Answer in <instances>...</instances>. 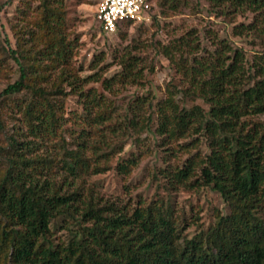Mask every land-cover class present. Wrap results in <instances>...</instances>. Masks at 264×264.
I'll list each match as a JSON object with an SVG mask.
<instances>
[{"label":"trees","instance_id":"16d2710c","mask_svg":"<svg viewBox=\"0 0 264 264\" xmlns=\"http://www.w3.org/2000/svg\"><path fill=\"white\" fill-rule=\"evenodd\" d=\"M170 1L173 10L181 3ZM209 2L215 14L250 11L252 21L234 25L232 32L264 42V0ZM39 7L38 31L31 33L35 45L18 42L12 49L18 77L0 92V263L264 264V124L253 119L264 113V55L246 66L243 49L225 39L197 55L200 44L191 30L160 44L179 84L169 82L154 104L146 96L131 99L123 124L140 133L151 131L155 119L152 132L173 156L196 149L201 136L209 152L160 168L167 195L131 206L119 197L86 192L85 176L107 169L100 159L111 153L102 150L111 144L100 132L115 110L103 92L85 85L101 82L110 92L139 79L142 70L129 56L110 78L80 77L72 65L75 41L64 34L62 0H42ZM69 93L82 104L70 125L63 100ZM196 99L207 109L184 105ZM137 158L120 159L119 173H128ZM183 185L211 187L229 213L187 238L169 193ZM60 216L75 228L68 241L55 243L50 224Z\"/></svg>","mask_w":264,"mask_h":264},{"label":"rangeland","instance_id":"374dc122","mask_svg":"<svg viewBox=\"0 0 264 264\" xmlns=\"http://www.w3.org/2000/svg\"><path fill=\"white\" fill-rule=\"evenodd\" d=\"M180 1L178 8L173 10L170 0H151V18L148 21L135 22L115 32L104 33L95 20V0H62L66 20L64 34L68 40L75 41L72 65L80 77L97 73L101 78H110L121 71L120 62L129 56L134 57L137 68L142 70L139 79L115 86L110 92L103 89L101 82L85 85V88L94 87L103 92L115 110L112 119L102 126L100 132L103 134L101 137L111 144L108 149H102L103 153H111L100 159L107 169L85 176L84 184L88 193L94 191L107 197H119L131 206L140 199L149 201L156 194L166 196L167 192L161 186L164 179L158 175V170L169 164L181 165L191 153L203 155L209 152L201 136L196 149L176 151L173 156L169 147L161 144L160 136L152 132L157 124L155 119L151 123V131L140 133H135L123 124L127 114L125 108L131 99L146 96L154 104L164 96L169 82L179 84L173 66L160 51V44H168L173 38L191 30L200 44L197 55L212 51L220 39L243 49L246 66L259 62L258 56L264 55L263 41L250 34L235 35L232 32L234 25L252 21L253 14L250 11L239 12L234 16L220 15L215 14L209 0ZM41 2L0 0V92L18 77V66L10 57L12 49L18 48L20 42H25L26 46L35 45L37 39L31 33L38 31L34 24L41 17ZM63 100L67 117L72 119L75 114L82 113V104L76 94L69 93ZM194 103L207 109L200 99L188 100L184 105L189 107ZM145 113H148V109ZM253 119L264 124V113ZM72 122L73 119L69 120V125ZM11 123L8 119V124ZM190 139H181L180 142ZM119 148L120 152H116ZM102 150L97 154H101ZM129 156L138 157L137 164L128 173H119L116 168L118 161ZM169 193L177 214L186 223L183 235L187 238L213 226L219 215L229 213L222 196L209 186L183 185ZM74 228L71 220L67 222L61 216L55 218L50 224L51 238L55 243L66 242L70 237L69 230Z\"/></svg>","mask_w":264,"mask_h":264},{"label":"built area","instance_id":"2783aa9c","mask_svg":"<svg viewBox=\"0 0 264 264\" xmlns=\"http://www.w3.org/2000/svg\"><path fill=\"white\" fill-rule=\"evenodd\" d=\"M95 20L104 33L115 32L126 21L145 22L151 18V0H95Z\"/></svg>","mask_w":264,"mask_h":264}]
</instances>
